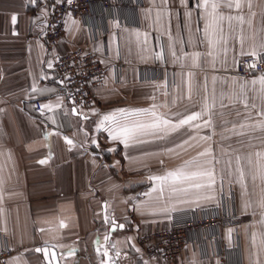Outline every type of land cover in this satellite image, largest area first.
Instances as JSON below:
<instances>
[{"label":"crops","instance_id":"1","mask_svg":"<svg viewBox=\"0 0 264 264\" xmlns=\"http://www.w3.org/2000/svg\"><path fill=\"white\" fill-rule=\"evenodd\" d=\"M112 2L123 5L95 6L106 30L99 40L92 43L85 21L70 17L64 37L47 47L38 0H0V246L13 250L7 264H46L36 251L44 246L58 251L61 264H207L220 257L264 264V156L256 155L264 153V72L230 73L242 56L264 52V0L250 7L241 0L239 9L215 0L224 18L207 30L213 10L198 0ZM77 46L95 50L106 69L90 109L71 106L56 83L54 62ZM161 116L171 124L127 142L112 138ZM178 170L211 171L214 183L155 179ZM197 183L204 186L191 187ZM186 209L236 212L241 221L219 229L218 240L190 235L193 242L173 260L146 255L140 237L169 228L172 213Z\"/></svg>","mask_w":264,"mask_h":264},{"label":"built area","instance_id":"2","mask_svg":"<svg viewBox=\"0 0 264 264\" xmlns=\"http://www.w3.org/2000/svg\"><path fill=\"white\" fill-rule=\"evenodd\" d=\"M38 8L44 13L42 41L51 47L60 41L66 31L67 19L80 18L85 21L90 30L91 42H96L106 33L100 28L99 16L95 6L101 5L103 9H114L116 5L112 0H38ZM255 67H249V65ZM56 74V83L66 101L77 109H90L97 104L95 88L104 86L106 69L100 55L89 46H77L68 54L61 55L53 64ZM117 79L121 77L122 63L115 64ZM154 78L157 72L152 69ZM264 72V52L257 55H244L237 64V68L230 73L245 78L253 74ZM37 110H41V103L34 102ZM241 217L236 212H218L208 210L186 209L172 213L171 226L167 229L145 234L140 237L143 252L166 260L177 258L185 245L192 241L190 235L206 232L210 240L219 239V229L240 224ZM193 242V241H192ZM197 242V241H196ZM195 242V243H196ZM13 250L7 245L0 246V264H7ZM222 256V253H218ZM207 264H230L220 257L219 261Z\"/></svg>","mask_w":264,"mask_h":264},{"label":"snow or ice","instance_id":"3","mask_svg":"<svg viewBox=\"0 0 264 264\" xmlns=\"http://www.w3.org/2000/svg\"><path fill=\"white\" fill-rule=\"evenodd\" d=\"M182 3L185 2V0H181ZM198 6H203L206 10L207 8L210 6L213 10V12L210 14L212 15V21L211 23H209L208 25H206V30L208 28H211L213 24H216L218 20H221L223 19L224 17L222 16H219L216 14V10L218 9L219 7V4L217 2H215V0H212V2L210 3V0H198ZM235 6L237 9L241 8L242 4H241V0H229V3L227 4V7L231 8ZM250 0H249V7H250ZM190 15V13H189ZM232 19H234V17L232 16H229L228 17V20L231 21ZM235 19H239V20H243V17H235ZM15 20H16V17L13 16V22L15 23ZM262 48H264V45L261 46ZM252 55H257V53L255 51H253L251 53ZM196 56H199V53H196L195 54ZM249 67H255V65H249ZM253 83L255 84L256 81H253ZM260 84L262 85V91H264V76H261L260 78ZM43 107L45 108H51L52 106L51 105H44ZM119 112L123 113L125 112L124 109H120L118 110ZM135 112L137 113H140V112H147L148 110L147 109H137V110H134ZM153 116H156V113L153 112L152 113ZM201 115V113H193L191 115H188L186 118L184 119H180L178 121V123L176 124H171V122L167 119H164L162 116L161 117H158L157 121L156 122H153L151 124H142V123H137V124H133L131 126H124V127H121L119 129V131L114 134L112 136L113 139H117L121 136H123L125 138V142H127L128 139L134 137L136 135L137 132H141V131H144V130H147V129H155L157 127H159V125L162 123L164 125H169L171 124V128L172 130H176L178 129L180 126L182 125H185V124H188L190 121H195L199 116ZM105 121L107 120H112L113 119V115H106L104 116L103 118ZM103 123V121L101 122ZM210 125V120L209 121H205V126H209ZM261 127H264V124H261L260 125ZM65 140L67 143L71 144L72 141L69 140L67 137H65ZM204 153H202L201 155H203ZM257 156H264V153H257L256 154ZM41 163H45L46 161H40ZM190 163V162H189ZM241 175H243V173H241ZM191 176H202V177H207L208 178V184L209 186L214 183V174L213 172L211 171H201V172H196V173H191L190 175L189 174H186L183 172V170H178V172H169L167 173L166 176L164 177H155V179H159V180H165L167 179L168 177H173L175 179H190ZM204 185L203 184H194V185H191V187H195V188H201L203 187ZM186 191V190H185ZM260 206L262 208H264V199L261 200L260 202ZM122 227V225H121ZM36 251H45L46 255H47V250L46 249H36ZM54 255V254H53ZM105 255H107V252H105Z\"/></svg>","mask_w":264,"mask_h":264},{"label":"water","instance_id":"4","mask_svg":"<svg viewBox=\"0 0 264 264\" xmlns=\"http://www.w3.org/2000/svg\"><path fill=\"white\" fill-rule=\"evenodd\" d=\"M40 249H42V250L46 249L47 250V255H46L45 251H39V252H42V254L44 255V258L46 260V264H61V261H60L59 255H58L59 253L55 248L44 246L43 248H40Z\"/></svg>","mask_w":264,"mask_h":264}]
</instances>
